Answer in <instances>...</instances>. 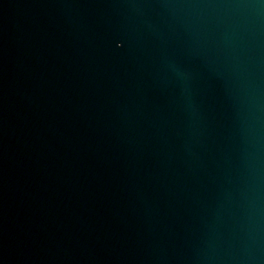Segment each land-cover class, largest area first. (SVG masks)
Listing matches in <instances>:
<instances>
[{"label": "water", "instance_id": "obj_1", "mask_svg": "<svg viewBox=\"0 0 264 264\" xmlns=\"http://www.w3.org/2000/svg\"><path fill=\"white\" fill-rule=\"evenodd\" d=\"M0 264H264V0H0Z\"/></svg>", "mask_w": 264, "mask_h": 264}]
</instances>
